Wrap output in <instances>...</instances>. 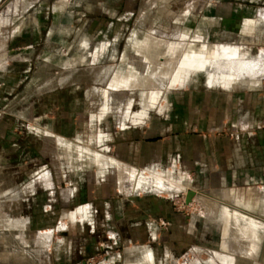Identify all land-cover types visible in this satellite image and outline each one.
Segmentation results:
<instances>
[{
	"label": "crops",
	"instance_id": "1",
	"mask_svg": "<svg viewBox=\"0 0 264 264\" xmlns=\"http://www.w3.org/2000/svg\"><path fill=\"white\" fill-rule=\"evenodd\" d=\"M224 11L227 21L224 31L236 40L218 42L217 25L211 22L208 39L199 30L193 38L183 32L188 35L185 42L194 40L197 35L200 41L202 36L209 50L202 58L194 49L192 53L186 52L188 56L184 58L188 59L181 61L177 80L184 78L186 68L195 73L206 63L223 56L232 59L229 68L239 65L233 72L224 74V85L210 83L203 89L193 86L182 91L191 96V106L177 104L175 115L159 118L152 115V104L147 99L138 121L137 111L129 104L127 111L132 121L121 123L118 118V125H110L107 132L104 126L99 127L95 135L84 137L81 142L67 135L68 123L64 120L59 133L48 131V143L53 145L52 150L48 147L49 151H45V147L41 149L40 141H33L34 137L32 141L25 140L12 130L0 137V165L8 166L2 171L8 173L12 169L10 165L23 170L26 160L32 161L27 163L29 180L23 178V172L14 176L18 187L32 191L28 206L37 213L21 221L1 209L23 226L18 228L21 230L30 222L35 224L47 219L48 228L46 231L38 228L37 239L39 242L43 239L44 244L50 246V264H86V258L95 255L103 256L97 264H180L184 249L167 243L154 244L157 240L188 239L197 233L194 225L201 222L200 216L175 211L171 196L163 187L158 190L162 193L153 192L151 175L157 171L154 167L159 165L164 174L169 175L173 148L181 157L180 164H171L173 168L176 166L179 170L182 165V176L192 172L196 186L204 180L210 181L205 190L210 195H202L201 200L213 199L211 193L241 187L240 206L233 202L227 204L223 222L224 247L233 249L228 247V237L239 228L237 240L243 243L242 252L238 255L228 249L216 251L210 264H218L216 256H223L226 264H264V0L226 3ZM148 36L137 43V47L163 49L168 46L151 36L152 41H148ZM121 76L123 74L115 76L114 82ZM145 95L148 96L147 91ZM205 129L208 135L203 133ZM214 129H226V133L218 134ZM33 144H37L38 149ZM65 144L70 146L69 151L65 150ZM155 147H160L161 151H154ZM1 189L7 197L2 202L10 206L9 203L17 199L10 195L14 188L1 183ZM208 207L207 217L216 218L217 206L208 203ZM59 208H64L63 212L57 211ZM164 223L169 226L163 228ZM58 224H84L88 230L86 237L76 242L79 238L73 234L65 247L58 248ZM99 225L110 229L107 237L114 240V244L108 241L105 248L98 246L99 240L105 238L101 232L97 233ZM2 234L0 240L5 243L10 237ZM18 236L22 240L24 234ZM53 240L54 247H51ZM11 256L18 258V254L8 250L1 253L3 261Z\"/></svg>",
	"mask_w": 264,
	"mask_h": 264
},
{
	"label": "rangeland",
	"instance_id": "2",
	"mask_svg": "<svg viewBox=\"0 0 264 264\" xmlns=\"http://www.w3.org/2000/svg\"><path fill=\"white\" fill-rule=\"evenodd\" d=\"M242 1L246 0H1L0 137L12 130L25 140L32 141L34 137L33 141H40L41 149L45 147V151H49L48 147L51 146L52 150L53 145L48 143V131L59 133L64 120L68 123L67 135L81 142L84 137L95 135L99 127L102 129L104 126L107 132L110 125H118V118L121 123L132 121L127 111L129 104L137 111L138 121L147 99L152 104L154 117L175 115L177 104H192L191 96L182 94V91H188L193 86L203 89L210 83L224 85V74L233 72L239 65L232 64L233 69L229 68L232 59L223 56L206 63L195 73L192 72L195 70L185 67L184 78L177 80L181 61L188 59L184 58L188 56L186 52L192 53L194 49L202 58L209 50L201 35L200 41H197V35L194 40L185 42L188 35L193 38L199 30L208 39V24L211 22L217 25L218 42L231 40L233 36L224 31L227 22L224 6ZM147 35L161 43H168V46L163 49L137 47V43ZM150 36L148 41H152ZM227 62L229 64H225ZM120 74L123 76L114 82V77ZM215 130L218 134L226 133V129ZM203 133L208 135L209 131L205 129ZM33 145L38 149L37 144ZM64 148L69 151L70 146L65 144ZM173 150L169 160L172 172L169 175H165L159 165L154 167L157 171L151 175L153 192L162 193L158 190L163 187L165 193L171 196L175 211L200 216L201 222L194 225L197 237L194 234L182 241L157 240L154 244L163 246L167 243L184 249V255L179 257L180 264H191L193 260H198L196 264H210V258L215 257L213 253L228 249L224 247L225 206L231 202L240 206L241 187L211 193L213 199L201 200L202 195H210L205 191L210 181L204 180L196 186L198 183L194 184L192 172L182 176V165H179V170L171 165L180 164L181 159L176 149ZM154 151L160 152L161 148L155 147ZM29 162L32 161L26 160L23 170L10 165L12 169L8 173L1 170L8 166L0 165V205L3 204L0 207V237L2 233L10 237L5 243L0 240V264H50V246L47 247L43 239H40L41 242L37 239L38 228L43 231L48 228L47 219L35 224L30 222L25 230H21L18 228L23 226L4 212L21 221L36 216L37 210L28 206L31 200L27 201L31 199L32 191L18 187L15 181L16 173L21 172L26 181L30 179ZM1 183L14 188L10 195L17 199L10 202V206L2 202L7 197ZM208 203L217 206L216 218L207 217L211 207ZM63 210L57 209L60 213ZM161 226L166 228L169 225L164 223ZM97 227V233L105 236L99 240L98 246L105 248L108 241L114 244V240L107 237L110 229L106 225ZM58 228V248L65 247L73 234L79 238L76 242H80L88 231L84 224H58ZM235 231L228 237V247H233L228 250L239 255L243 243L237 240V236H240L241 230L235 228ZM20 233L24 234L22 240L18 238ZM54 243L55 240L51 247ZM5 250L18 254V258L11 256L3 261L1 253ZM222 257L216 256L218 264H226ZM102 258V255L90 256L86 258V264H97Z\"/></svg>",
	"mask_w": 264,
	"mask_h": 264
},
{
	"label": "bare ground",
	"instance_id": "3",
	"mask_svg": "<svg viewBox=\"0 0 264 264\" xmlns=\"http://www.w3.org/2000/svg\"><path fill=\"white\" fill-rule=\"evenodd\" d=\"M227 210H228V209H227ZM232 210H235V209H232ZM232 210H231V211H232ZM239 211H240V210H239ZM235 212H236V211H235ZM250 216H251V215H250Z\"/></svg>",
	"mask_w": 264,
	"mask_h": 264
}]
</instances>
